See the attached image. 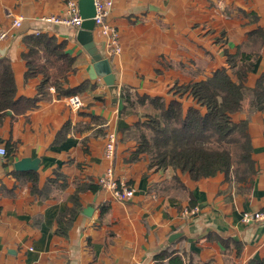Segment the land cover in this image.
<instances>
[{"label":"crops","instance_id":"1","mask_svg":"<svg viewBox=\"0 0 264 264\" xmlns=\"http://www.w3.org/2000/svg\"><path fill=\"white\" fill-rule=\"evenodd\" d=\"M111 1L106 23L117 31L119 54L110 56L95 27L92 33L117 75L115 97L101 79H89L91 58L75 39L78 30L41 20L61 15L65 0H0V33H6L0 55L10 62L16 97L36 95L41 77L25 79L22 53L24 37L38 32L54 37L73 58L64 88H79L81 100L75 110L69 97L57 99L50 87L48 100L22 115L8 111L0 121V147L9 151L0 157V264H157L154 255L166 248L184 253L190 264L264 259V225L240 222L244 211L264 209V112L233 117L247 122L257 170L246 191L229 187L222 175L194 181L170 169H147L129 135L138 117L121 114L123 94L134 104L143 96L167 104L174 86L204 81L220 69L230 74L227 55L239 48L257 54L245 83L253 88L264 72V0ZM14 19L21 24L12 30ZM258 28L262 38H249ZM67 123L69 132L56 142ZM109 132L117 135L114 174L130 183L133 197L120 202L107 190L85 189L79 201L82 210L93 206L92 216L80 212L66 236L55 234L56 216L71 206L76 186L96 184L110 165L103 156ZM23 158L39 159L38 170L15 171ZM191 200L198 212L185 215ZM102 206L107 211L101 216Z\"/></svg>","mask_w":264,"mask_h":264},{"label":"trees","instance_id":"2","mask_svg":"<svg viewBox=\"0 0 264 264\" xmlns=\"http://www.w3.org/2000/svg\"><path fill=\"white\" fill-rule=\"evenodd\" d=\"M262 35V29L258 28L249 34V38H262ZM23 43L25 51L22 59L26 66L24 77L40 76L41 80L33 98H17L10 62L0 59V121L8 111L14 116L22 115L35 108L37 102L48 100L50 87L54 88L57 99L73 96L79 90L64 88L74 60L54 37L35 32L24 37ZM256 56L254 52L239 48L236 54L227 55L230 74L226 69H220L204 81L174 86L170 91H173L175 98L167 104L161 97L137 98V105L147 109L143 116L137 115L129 96L121 95L124 103L121 114L132 112L138 117L133 125L139 132L136 153L148 157L147 169H170L187 174L194 181L222 175L223 182L228 183L229 187L247 190L246 186L252 182L257 170L252 158L247 122H235L233 117L246 110L264 112V72L253 88L245 85ZM149 109L154 110V113L147 112ZM141 125L150 132L149 137L140 128ZM70 127L69 123L65 124L57 134L56 142L65 138ZM55 176L61 177L58 174ZM28 179L32 183V192H37L36 174H29ZM85 189L96 193L101 188L97 183L77 185L70 197L71 206L56 216L55 234L67 235L73 220L82 210L79 193ZM193 207L191 200L189 208ZM106 211L107 207L102 206L101 216ZM153 259L157 264H190L184 253L167 248L156 253ZM247 264H264V259L250 260Z\"/></svg>","mask_w":264,"mask_h":264},{"label":"built area","instance_id":"3","mask_svg":"<svg viewBox=\"0 0 264 264\" xmlns=\"http://www.w3.org/2000/svg\"><path fill=\"white\" fill-rule=\"evenodd\" d=\"M95 7V15L92 18L94 21L95 29L97 33L105 39V46L107 53L110 56L119 54L120 45L118 40L117 31L109 27L106 23V19L112 8L111 0H93ZM43 22L49 25H60L70 29L79 30L83 22L78 7V0H65L63 13L59 16H47L41 19ZM21 20L14 19L11 23L12 30L20 27ZM6 36L5 32L0 33V40ZM69 105L77 110L81 107V100L77 95H73L68 98ZM117 141V135L115 132H109L106 135V143L104 146L103 156L105 160L110 162V165L106 168L102 176L98 179L97 184L101 189L110 192L111 196L120 201L126 202L133 197L134 189L129 185L125 179L117 178L114 174L112 167V161L115 155V145ZM0 157H6V150L0 147ZM198 212L197 207L192 209H185L183 213L185 215H195ZM240 222L244 225H250L254 223H260L264 225V209L258 211H244L241 214Z\"/></svg>","mask_w":264,"mask_h":264},{"label":"water","instance_id":"4","mask_svg":"<svg viewBox=\"0 0 264 264\" xmlns=\"http://www.w3.org/2000/svg\"><path fill=\"white\" fill-rule=\"evenodd\" d=\"M79 13L83 20L80 29L76 33V41L88 53L91 58V66L88 70V77L91 80L101 79L103 84L108 88L111 96H118L117 93V75L112 71L109 61L105 59L97 49L93 40L95 7L93 0H78ZM3 56L0 55V59ZM39 167V159L23 158L17 161L13 168L17 172L37 171ZM94 208L91 204L87 205L81 214L90 218Z\"/></svg>","mask_w":264,"mask_h":264},{"label":"rangeland","instance_id":"5","mask_svg":"<svg viewBox=\"0 0 264 264\" xmlns=\"http://www.w3.org/2000/svg\"><path fill=\"white\" fill-rule=\"evenodd\" d=\"M134 105H135V107H134L135 111L138 113L137 115H139V116L142 115L143 116V114L146 113L145 112V110H147L146 107L138 106L136 103ZM147 112L154 113V110H150L149 109ZM140 128L142 130L146 131V135H148V137H149L150 132L145 128V126L141 125ZM138 133L139 132L137 131V129L135 127H133L132 132L129 133L130 138L135 139L137 141ZM144 156L146 157V159L148 158L145 154H144ZM237 187H239V185H237Z\"/></svg>","mask_w":264,"mask_h":264}]
</instances>
